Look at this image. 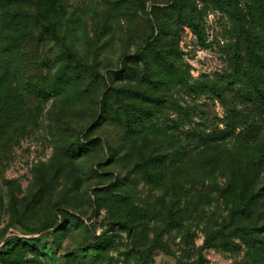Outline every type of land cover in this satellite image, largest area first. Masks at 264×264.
Listing matches in <instances>:
<instances>
[{"label":"rangeland","instance_id":"1","mask_svg":"<svg viewBox=\"0 0 264 264\" xmlns=\"http://www.w3.org/2000/svg\"><path fill=\"white\" fill-rule=\"evenodd\" d=\"M44 1L0 0V252L264 264L260 1ZM240 224L250 241L224 238Z\"/></svg>","mask_w":264,"mask_h":264},{"label":"trees","instance_id":"2","mask_svg":"<svg viewBox=\"0 0 264 264\" xmlns=\"http://www.w3.org/2000/svg\"><path fill=\"white\" fill-rule=\"evenodd\" d=\"M186 1L188 0H172V3L170 5V8L172 10H179L181 7L185 6ZM260 1V11L261 16L264 19V1ZM61 8V0H45L42 6V14L45 18H47L50 13L59 10ZM190 28L194 29L192 24L189 25ZM153 35V34H152ZM154 40H157V36L153 37ZM146 47H150L149 43H147ZM70 59L77 63V60L69 55ZM262 103L264 104V99H262ZM203 144L208 147L207 149H214L211 148V144H213V141L203 142ZM233 179L231 182L228 183V185L225 187L224 192H228V194L232 198V208L230 210L229 216L231 220H235L238 218V220H245L248 219L251 215V206L253 205V200L255 199V195L251 194L250 196L245 195V193L240 189L239 191H236V187L233 185ZM252 203V204H251ZM225 239L228 238H236V239H242L246 241H250L252 239V230L246 226L245 224H240L233 229H231L225 236ZM227 240H224V242L221 243L222 247H227L228 244H226ZM1 257V264H19L20 261L17 258H7L6 254L4 252H0Z\"/></svg>","mask_w":264,"mask_h":264}]
</instances>
